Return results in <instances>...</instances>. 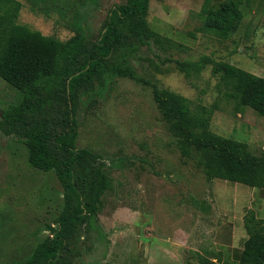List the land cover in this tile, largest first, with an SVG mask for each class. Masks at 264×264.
Segmentation results:
<instances>
[{
    "label": "rangeland",
    "instance_id": "obj_1",
    "mask_svg": "<svg viewBox=\"0 0 264 264\" xmlns=\"http://www.w3.org/2000/svg\"><path fill=\"white\" fill-rule=\"evenodd\" d=\"M17 1L23 5L20 24L64 42L83 32L94 42L111 9L128 0ZM204 3L151 0V29L173 43L139 46L129 63L140 77L189 99L193 107H214L212 132L264 155V118L239 106L211 65L187 77L175 62L210 56L264 77V0L244 9L239 31L230 37L217 36L214 29L197 32ZM192 33L197 39L190 38ZM90 100L87 93L79 97L77 148L98 156L113 187L98 216L78 230L71 246L75 263L231 262L248 238L236 218L235 188L250 189L207 180L197 165V150L188 161L181 157L150 88L117 79L95 104ZM21 101V93L0 78V121L10 105ZM64 207V188L56 172L34 169L27 147L0 132V264L27 262L52 236Z\"/></svg>",
    "mask_w": 264,
    "mask_h": 264
},
{
    "label": "trees",
    "instance_id": "obj_2",
    "mask_svg": "<svg viewBox=\"0 0 264 264\" xmlns=\"http://www.w3.org/2000/svg\"><path fill=\"white\" fill-rule=\"evenodd\" d=\"M150 1L128 0L112 8L94 42L83 32L64 42L20 24L21 2L0 0V78L22 95L19 104L2 113L0 132L27 147L34 169L55 171L65 193V207L51 229L52 236L38 245L24 264H76L73 240L78 230L102 211L104 196L113 187L98 156L77 148V105L83 93L90 95V104H95L117 79H131L152 90L181 157L188 161L197 150V165L207 180L264 189V155H254L246 143L212 132L214 107H193L189 99L140 77L130 65L129 57L139 46L173 43L151 29L147 20ZM257 1L205 0L197 32L214 29L217 36L235 35L244 9ZM189 36L197 39L194 33ZM175 62L187 77L211 65L213 74L220 77L238 105L264 118V77L210 56L197 62ZM244 228L248 238L238 264H264V220L248 210Z\"/></svg>",
    "mask_w": 264,
    "mask_h": 264
},
{
    "label": "crops",
    "instance_id": "obj_3",
    "mask_svg": "<svg viewBox=\"0 0 264 264\" xmlns=\"http://www.w3.org/2000/svg\"><path fill=\"white\" fill-rule=\"evenodd\" d=\"M244 187H248V186H244ZM248 188L250 190H247L246 188L243 187L235 188L237 195L236 205L238 206L236 212L237 214L236 218L238 217L237 221L240 222L243 227H244V216L248 210L254 211L258 219L264 220V189L250 188V187ZM230 213L232 215L235 214L233 210L230 211ZM240 252H236V254H233L230 259L231 262L227 264H238V256Z\"/></svg>",
    "mask_w": 264,
    "mask_h": 264
}]
</instances>
